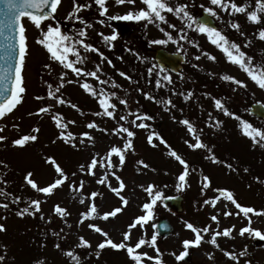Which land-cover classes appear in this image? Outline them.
I'll return each instance as SVG.
<instances>
[{
	"label": "rangeland",
	"instance_id": "374dc122",
	"mask_svg": "<svg viewBox=\"0 0 264 264\" xmlns=\"http://www.w3.org/2000/svg\"><path fill=\"white\" fill-rule=\"evenodd\" d=\"M242 1L246 10L252 11L248 8V1L235 0L237 4H242ZM74 3L87 7H82L69 16ZM168 3L173 7L177 4L185 6V10L192 17L204 8L213 7L218 13L213 16L218 29L229 40L241 45V49L253 58L252 64L264 65V40L258 38L259 30L264 28V13L258 12L261 20L253 23L248 20L246 13L229 14L230 9L223 11L217 6L208 5L205 0H168ZM143 7L145 5L141 0H135L134 4L119 5L115 0H106L107 12L101 15L95 0H61L58 10L53 14L54 19L50 18L42 23L43 30L52 24L74 40L83 39L85 43L98 48L106 59H102L97 52L74 44L81 56L86 57L83 63H76L75 66L93 71L100 64L102 71L98 75L101 79L115 80L117 86L110 82L100 85L92 77H77L71 70L50 60L47 50L37 43L41 30L30 20H22L27 37V54L22 70L26 91L22 94V102L12 112L0 118V128L3 129L0 135L6 137L4 141H0V161L4 162L0 164V192L4 193L0 195V204L9 205L7 209L0 207V224L4 225V230L0 231V255L5 257L0 264H75L65 255L68 250L78 255L79 264H134L126 249L115 250L106 246L99 250V256L95 255L97 245L106 238L88 225L99 226L109 234L108 238L121 242L124 231L128 230L127 226L135 217L146 214L142 205L151 200L146 191L148 185H154L153 194L155 191L161 192V199L152 209V218L143 227L132 229L131 238L124 241L125 243L134 245L140 238L150 241L155 233L156 218L165 217L171 221L173 232L164 241L156 240L163 264H245V261L250 264H264V239L249 233L240 235V229L249 226L264 233V148L258 144L253 145L238 127L239 120L225 115L214 103L219 99L230 112L264 130L263 125L243 114L251 103L260 102L264 105V89L251 80L238 65L228 62L224 54L210 43L206 34L197 31L189 36L191 28L187 27L186 18H182V14L178 17L175 13H164L166 19L163 22L109 19ZM232 22L239 24V30L231 28ZM135 24L140 25L138 33L131 29ZM171 24L176 27H169ZM181 28H184L183 32L180 31ZM81 30L86 31L85 37L79 36ZM113 32L116 33L114 40L103 39V36H111ZM166 33L173 39L168 40ZM182 35L186 39H180ZM153 40H166L167 43L155 44L152 43ZM157 48L178 51L186 57V66L179 75L173 76L153 69V52ZM205 53L215 56L216 59H208ZM197 56L200 58L196 59ZM69 58L75 61V55H70ZM108 60L112 61V65L108 64ZM45 65L50 67L45 68ZM149 69L152 71L148 72ZM62 71L67 74L65 80H71L72 83H65L60 92L50 98L47 95L49 85L55 92ZM119 71L126 73V76H120ZM225 74L243 81L246 86L224 80L222 76ZM164 75L170 76L171 83L163 80ZM84 80L97 91L103 87L108 92L117 93V97L112 98V102L117 105L114 117L94 115L101 109L97 99L80 87ZM157 80L160 81V86H157ZM145 93L154 99L146 97ZM181 94L188 95L189 98L185 100ZM38 96L42 99H36ZM55 96H60L66 103H57ZM119 99L127 100V107L121 105ZM168 100L172 103L167 104ZM73 103L77 108L71 107ZM49 105L51 107L48 112H37L39 108ZM129 111L135 115L147 114L152 117L143 120L148 127L136 128L132 125L135 115H128ZM57 113L61 114L64 123L74 121L68 123L64 131L73 134L75 147L60 138L62 129L57 128L52 119ZM121 115L127 116V122L119 120ZM183 119H188L193 124L197 130L196 135L207 145L206 148L192 149L185 143H195V138L188 132L187 126L180 123ZM91 121H95L99 129L108 131L87 128ZM217 121L222 122L219 127L216 126ZM118 124H124L135 132V136L131 138L133 148L124 152V163L119 165V157L113 154L111 159L118 167L108 169L106 165L103 168L97 166L93 169L94 175L81 171L80 166L87 167L94 155L105 156L112 146L123 148L126 134L117 135L112 132ZM33 128H38L39 131L33 132ZM83 132H89L92 141L82 137ZM152 132L158 133L167 144L161 143L158 137L153 138L155 146L149 144L147 137ZM23 135H36L37 139L28 141L23 146L12 143ZM208 148L212 149V153L208 152ZM169 149L175 150L187 162L186 182L182 189H178L177 184L180 183L178 176L184 171V166L168 154ZM211 154H215L221 163H214L210 159ZM47 157H53L68 176L50 195L35 191L24 180L25 175L31 172V179L39 187H44L59 178L55 166L46 162ZM140 160L148 167L138 164L137 161ZM225 160L235 170L228 169L223 163ZM245 168L248 169L247 172L244 171ZM106 171L107 183H98ZM113 171L121 177L125 185L123 189L119 188L120 182L111 175ZM204 176L209 177L210 186L201 192ZM162 179L168 184L161 185ZM81 181L84 186L80 192L70 189V185L75 184L78 187ZM109 184L127 199L126 205L109 188ZM216 189L232 191L238 203L252 207L262 214L250 213L249 225V218L242 213L223 215L224 211L239 212L224 197L217 201L215 208L211 203L204 205L205 199L219 195ZM92 192L99 195L91 197ZM177 194L183 198L184 213H166L161 205L162 198ZM81 196L85 198L83 203L80 201ZM15 197H20L19 202H15ZM33 199L40 200V210L34 214L17 215L18 211L30 206ZM93 203L96 205V212L91 218L79 223L81 213L87 212ZM55 205L64 207L68 215L62 218L55 213ZM117 207L122 210L116 216L107 220L102 218L103 213ZM214 214L219 217L218 225L210 219ZM186 221L201 228L210 225L213 231H223L233 225L235 227L230 237H217L219 247L209 242L211 232L203 234L204 241L199 246L189 248L190 262H178L175 255L183 251L182 241L194 239V233L185 227ZM81 236L90 242V247H77ZM57 244L59 248L56 247ZM156 247L149 243L136 251L156 256ZM224 251L235 252L239 259L232 260L224 255ZM241 251L246 254L239 256ZM208 253H212L211 259ZM144 264L155 262L144 258Z\"/></svg>",
	"mask_w": 264,
	"mask_h": 264
},
{
	"label": "snow or ice",
	"instance_id": "6c2138e0",
	"mask_svg": "<svg viewBox=\"0 0 264 264\" xmlns=\"http://www.w3.org/2000/svg\"><path fill=\"white\" fill-rule=\"evenodd\" d=\"M116 4H134L135 0H115ZM0 3L4 5L3 9L0 10L3 13L4 19L0 20V28L8 27L12 31L16 33V43L10 44V47L17 49V57L15 61L14 67H11L12 76H11V88H9V84L7 82L8 76L7 71L8 69H5V71L0 72V80L5 81L2 85H0V118L4 117L6 114L12 112L13 109L16 108L18 104H20L23 100L22 94L26 91L23 81V75L22 70L25 65V57L27 54V37H26V29L25 26L22 23V17H27L28 20H30L33 25L41 30V36L37 38V43L42 45L47 52L50 54V60L58 62L64 69L71 70L72 73H74L77 77H92L94 78L98 84L105 85L109 82L113 86L116 85L115 80L107 81L101 79V76L98 75L102 71L100 64H97L95 66V70L88 71L84 68L75 66L76 63H83L86 57H82L80 52L76 47H74V44H79L83 47L85 50H89L92 52L99 53L100 57L102 59H106L104 57V54L99 52L98 48H95L90 43H85L83 39L74 40L72 37L68 36L67 34L61 32V29L58 26H53L52 24H49L47 26L46 30L42 29V22L53 18L54 19V13L58 10V6L61 3V0H0ZM95 3L99 5L101 15L106 14L107 8H106V0H95ZM141 3L145 5V7L140 8L136 11H128L124 15H118V16H112L109 17V19L112 20H126V21H148V22H154V21H165V15L164 13H175L178 17L181 16L182 18H186V24L188 28H191L193 23L196 24V30L199 31L202 34H206L208 40L212 45H214L216 48H218L225 56L226 60L234 65H238L241 70H243L251 80H253L261 89H264V65H254L252 64L253 58L251 56H248L245 51L241 49V45L238 44L235 41L229 40V38L223 34L219 29L216 27L209 26L204 21H195L194 17H192L186 10L185 6L177 4L176 6H171L168 3V0H141ZM210 4L217 6L223 11H228L229 9L231 12L235 13H246L247 18L250 22L253 23H259L261 20V17L258 15V12L264 13V0H255V6L256 10L253 11H247L245 5L243 4H237L235 0H210ZM45 6H47V10H45ZM87 7V5H76L74 3V7L72 12H70L68 15L72 16L75 12H78L80 8ZM204 11L208 13L211 16H217L218 13L213 7H207L204 8ZM77 19H81L80 17H76ZM84 22V21H82ZM87 23V22H84ZM103 23V21H101ZM90 26V25H88ZM231 28L239 30V24L236 22L231 23ZM169 27L175 28V24L169 25ZM163 30V29H162ZM181 32L184 31V28L180 29ZM241 35H244L243 32L240 33ZM87 35L85 30H81L79 32L80 37H85ZM102 35V34H101ZM168 35V40H172L173 37L170 34ZM116 38V33L113 32L111 36H103V39L105 41L114 40ZM258 38L261 40H264V28L260 29L258 32ZM180 39H186L185 36H181ZM152 43L155 44H164L167 43L166 40H153ZM191 43V41H190ZM70 55H75V61L69 58ZM207 55V58L210 60H215L216 57L205 53ZM200 57L197 56L196 59H199ZM109 65H112V61H107ZM45 68H49L50 65H45ZM152 70L149 69V72ZM67 74L65 72L60 73V83L59 86L55 88V92H53L52 86L49 85V91L47 92L48 97H53L55 93H59L61 88H63L65 83H72L71 80H65V76ZM120 76H126V73L123 71H119ZM222 78L226 81H233L235 84L239 86H246L244 85L243 81H240L236 79L235 77L231 75H223ZM164 81H168L171 83V78L168 75L163 76ZM157 86H160V81L157 80ZM80 87L83 88L86 92L90 93L94 98L97 99V102L99 104V107L101 109L100 112L94 113V115L100 116L104 115L107 117H114V112L117 108V105L112 102V98L117 97V93L115 91L108 92L103 87L97 91L87 80H84L83 83L80 84ZM184 95V94H181ZM145 96L154 99V97H151L148 93H145ZM189 98L188 95H184V99L187 100ZM36 99H42V97H36ZM57 103H66L65 100H63L60 96H55ZM71 103V102H67ZM119 103L121 105H124L127 107V100L125 99H119ZM167 104H171V100L166 101ZM215 107L217 109L223 110L225 115L232 116L235 119L239 120L238 127L240 128L243 135L248 137L253 145H259L260 147L264 148V130L261 128L253 126L250 122L236 116L235 113L230 112L227 108H225L222 104V102L219 99H216L214 101ZM51 106H45L41 107L37 110L38 113H45L49 111V108ZM72 108H77L76 104H71ZM174 107V105H173ZM31 115V113H29ZM128 115H135L131 111H129ZM211 118V114H210ZM53 121L56 123L57 128L62 129L59 133L60 138L64 139L65 143H72V146L75 147L76 144L74 143V136L71 132H66L64 129H67L68 123H74V121H69L68 123H64L62 121L61 114L57 113L56 115L52 116ZM145 119H152V117L147 116V114L142 115H135V119L131 121V124L134 125L136 128H145L148 127L145 123H143V120ZM175 119V117H173ZM119 120L126 121L127 122V116L121 115L119 117ZM137 121H141L140 123H137ZM181 124L187 126V130L190 134H192L195 138V143H189V141H185L186 144L192 149H198V148H206L207 145H205L202 140L200 139L199 135H196V129L193 126V124L188 119H183L180 121ZM221 121L216 122V126L219 127ZM15 127V125H14ZM87 128L89 129H98L103 130L107 132V129H99V126L95 123V121H91L87 124ZM0 131H3L2 128H0ZM33 132H38V128H33ZM112 132L120 135V134H126L127 139H125L123 148L112 146L108 153L105 156H100L99 154L94 155L91 159V162L85 167L84 165L80 166L81 171L87 172L90 175H94L93 169L97 166L105 167L107 166L108 169H112L114 167H118L119 165H122L125 161L124 152L128 149L133 148V141L132 137L135 136V132L130 130L129 127H125L124 124H118L115 128L112 129ZM82 137H87L89 141H92V137L89 132H83L81 133ZM154 137H158L160 139L161 143L167 144V141L163 140L162 137H159L158 133L152 132L148 135L147 140L148 143L155 146ZM6 139L5 136L0 135V141H4ZM37 139L36 135H23L18 139H14L12 143L16 146H23L28 141H35ZM83 139L81 140V143H83ZM208 152L212 153V149L208 148ZM115 154L119 157V165H114L112 161V156ZM168 154L175 158L176 161H178L181 165L184 166V171L180 173L178 176V180L180 183L177 184L178 189H182L184 187V184L186 182V176H187V162L175 151L172 149H169ZM210 159L214 163H221V161L218 160V158L215 156V154H211ZM46 162H51L55 166V171L58 174L59 178H57L53 183L44 186L39 187L37 185V182L31 179L32 173L28 172L24 180L28 185L31 186L32 189L39 193H43L45 195H50L53 193L54 189H56L58 186H61L67 179L68 176L64 172V170L61 168V166L55 161L53 157H47ZM138 164L143 165L144 167H148V165L143 161H137ZM225 163V166L230 170H235L233 168V165L227 162ZM0 164H4L3 161H0ZM245 172L248 171L247 168L244 169ZM75 175V173H73ZM112 176H115L116 180L119 181V188L123 189L125 187L123 181L121 180V177L116 175V173L113 171L111 172ZM107 177L108 172L106 171L101 179H99L97 182L100 184L107 183ZM259 178L257 177V180ZM83 181L80 182V185L77 187L75 184L70 185V189H72L74 192H80L83 188ZM109 188L115 192L118 196H120V199L123 204H127V199L120 195V192L117 191L116 188H113L111 184L108 185ZM210 186V179L208 176L203 177V187L201 188V192L204 191V189L208 188ZM154 185H148L146 191L151 197L150 202H147L142 205L143 209L145 210L146 214L140 215L135 217L133 222L127 226V231H124L123 233V240L121 242H114L111 238H108L109 234L103 229H101L99 226L95 224H89L88 227L92 230H94L97 233H100L103 235L106 239H104L102 242H100L97 245V251L95 252V255L99 256L100 251L104 249L106 246H110L112 249L120 250V249H126L128 257L134 262V264H144V258H147L149 261H154L155 264H163L160 255H159V248L156 247V240L157 236L154 233L151 236V240L148 241L144 238H140L134 245L127 244L124 241H129L131 238V231L137 226L143 227L144 224L149 221L152 218V209L154 205L157 203L159 199H161V192L155 191L153 194ZM216 191L219 193L218 196L210 199H205L203 201L204 205H208L211 203L212 207L215 208L217 201L220 200L221 197H224L227 201H230L237 209H239V212L232 213L230 211H224V216L229 215H240L242 213L245 217L249 218V225L251 224V217L249 216L250 213H256V214H262L257 213V210L248 207V206H242L240 203L237 202V200L234 198V195L232 191L227 189H216ZM0 195H4L3 192H0ZM91 197H96L99 195L97 192H92ZM84 197H80L81 203L84 202ZM20 197H15V202H19ZM40 200L33 199L30 202V206L23 208L22 210L17 212V215L23 216L25 213L34 214L36 211L40 210ZM7 203L0 204V207L7 209L8 208ZM34 207V211H33ZM122 209L120 207L115 208L114 210L110 212L103 213L102 218L107 220L109 217L116 216L117 213H119ZM54 212L59 214L62 218L66 215H68L66 209L64 207H61L60 205L54 206ZM96 212V205L93 203L89 210L87 212L81 213L80 221L79 223H82L84 219L91 218L93 216V213ZM41 218L43 219V215H41ZM210 219L214 222L219 224V217L218 215H211ZM185 227L187 229H190L192 233H194V239H185L182 241L183 245V251L179 253V255H175V259L177 261L182 260L186 255L189 254V248L191 246H199L204 241V235L206 233L211 232V239L210 243L216 247H219V244L217 243V237L219 236H225L230 237L231 233L233 231L234 225L232 227H228L223 229V231H213L210 225H206L201 227L194 226L191 222H185ZM4 230V225L0 224V231ZM245 233L254 234L256 237H260L261 239H264V233H261V231L252 229L249 227H242L240 229V235H244ZM151 244V246L156 247V256H151L148 253H142L137 252V249H140L143 245ZM57 248H59V244L56 245ZM77 247L85 248L90 247V242L85 239L83 236L79 238V244ZM246 254L245 251H241L239 253V256H244ZM65 255L70 257L72 261L75 262V264H79V257L77 254L72 252L71 250H68L65 252ZM224 255L231 258L232 260H238L239 257L235 252H229L224 251ZM208 257L212 258V253H208ZM4 256L0 255V261L4 260ZM245 264H250V262L245 261Z\"/></svg>",
	"mask_w": 264,
	"mask_h": 264
},
{
	"label": "water",
	"instance_id": "95a60500",
	"mask_svg": "<svg viewBox=\"0 0 264 264\" xmlns=\"http://www.w3.org/2000/svg\"><path fill=\"white\" fill-rule=\"evenodd\" d=\"M3 7L4 5L0 3V10H2ZM45 10H47V6H45ZM3 19H4L3 13L2 11H0V20ZM199 21H204L209 26L214 27L212 21L207 16L202 17ZM0 35H2L5 38V47L8 48V52L5 53L2 49L4 46H0V54L6 59L5 61L0 59V72H3L5 71V69H8L6 73L8 76L7 82L9 84V88H11V76H12L11 67H14L15 65V61L17 57V49L10 47V44L16 43V33L12 31L10 28L5 26L3 28H0ZM154 60L159 68L167 69L173 73H179L181 70V65L183 63V58L181 56L176 54L171 55L162 50H158L155 53ZM3 83H5V81L0 80V85H2ZM249 114L258 119L264 120V106L259 103H255L251 105L249 108ZM163 205L169 210L174 211L175 213H181L183 210L182 199L180 197L165 198L163 200ZM156 231L160 237L166 238L167 236L170 235L172 231V227L169 221L158 220V223L156 225ZM182 260L187 261L189 260V258L188 256H185Z\"/></svg>",
	"mask_w": 264,
	"mask_h": 264
},
{
	"label": "flooded vegetation",
	"instance_id": "af4514ba",
	"mask_svg": "<svg viewBox=\"0 0 264 264\" xmlns=\"http://www.w3.org/2000/svg\"><path fill=\"white\" fill-rule=\"evenodd\" d=\"M241 3H244L243 1Z\"/></svg>",
	"mask_w": 264,
	"mask_h": 264
},
{
	"label": "trees",
	"instance_id": "16d2710c",
	"mask_svg": "<svg viewBox=\"0 0 264 264\" xmlns=\"http://www.w3.org/2000/svg\"><path fill=\"white\" fill-rule=\"evenodd\" d=\"M154 69V68H153Z\"/></svg>",
	"mask_w": 264,
	"mask_h": 264
}]
</instances>
